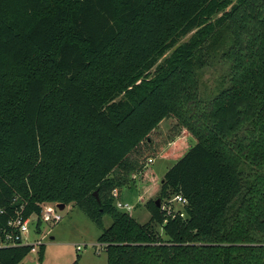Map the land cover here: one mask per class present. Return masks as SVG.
Returning a JSON list of instances; mask_svg holds the SVG:
<instances>
[{"label": "trees", "instance_id": "obj_1", "mask_svg": "<svg viewBox=\"0 0 264 264\" xmlns=\"http://www.w3.org/2000/svg\"><path fill=\"white\" fill-rule=\"evenodd\" d=\"M214 56L226 69L203 93ZM169 117L177 160L160 184L138 170L140 192L159 188L141 223L112 191ZM176 195L184 217L163 208ZM44 202L83 210L107 264H264V0H0V235Z\"/></svg>", "mask_w": 264, "mask_h": 264}, {"label": "rangeland", "instance_id": "obj_2", "mask_svg": "<svg viewBox=\"0 0 264 264\" xmlns=\"http://www.w3.org/2000/svg\"><path fill=\"white\" fill-rule=\"evenodd\" d=\"M190 36L185 37L183 41L187 40ZM206 63V67L201 71V90L203 93L217 88V84L226 69L217 56L213 58L207 57ZM177 132V120L172 117L164 119L153 132L151 144H143L135 154L138 163L135 165L136 171L130 175V182L119 188V199L134 205V208L129 213H132L136 220L141 223H146L150 220V212L143 203L148 198L157 197L159 188H155L157 187L156 183L153 184L154 188L149 189V192H143V189L140 192L142 180L138 170L150 166L159 179L158 184H160L165 173L177 160L175 157L170 158L164 155L172 139L177 137ZM189 139L192 144L196 142L191 135ZM150 157L153 159V162L148 160ZM150 186L152 185L150 184ZM142 195L145 197L144 200L141 199L140 201L139 196ZM173 199L174 197L168 203L164 201L163 208L170 207L173 212L183 209V206ZM61 213L63 219L58 224H42L40 233L48 235L47 239H43V243L46 246L43 258L40 259L37 251H31L22 261V264H72L78 257L80 258L79 264H107L105 247L98 242L101 229L97 227L83 210L74 204L66 205L61 210ZM103 223L106 228L109 227L112 223L111 216L106 214L103 217ZM158 229L160 234L166 239L167 236L163 228L159 227ZM40 233L36 232V220L33 218L28 235L29 241L33 242L42 238L43 234ZM77 244H80L83 249L77 250Z\"/></svg>", "mask_w": 264, "mask_h": 264}, {"label": "built area", "instance_id": "obj_3", "mask_svg": "<svg viewBox=\"0 0 264 264\" xmlns=\"http://www.w3.org/2000/svg\"><path fill=\"white\" fill-rule=\"evenodd\" d=\"M148 160L150 162H153V159L151 157ZM112 195L116 200V205L118 208L126 210L128 212H130V210L134 208L133 204H130L129 202H123L119 199L120 192L117 188L112 191ZM173 200L181 204L183 206V209L177 212H173L172 208L170 207L164 209L167 210L168 214H179L180 216L184 217V206L187 204V199L182 195H176ZM24 207L25 206L23 205L21 206V209L16 213V216L9 222V229L5 230L2 235H0V248L29 244L32 245L31 251L38 252L40 246L44 244L43 239H47L48 235L45 233H40L43 234L42 238L34 240L33 242L29 241L28 235L30 233V224L33 221V218H35L36 224L40 218L42 224L46 223L52 225L58 224L63 219L61 209L58 207V203L55 202L42 203V210L40 215L32 214L26 217L23 212ZM76 249L82 250L83 248L80 244H77Z\"/></svg>", "mask_w": 264, "mask_h": 264}, {"label": "water", "instance_id": "obj_4", "mask_svg": "<svg viewBox=\"0 0 264 264\" xmlns=\"http://www.w3.org/2000/svg\"><path fill=\"white\" fill-rule=\"evenodd\" d=\"M96 196H97V192H95ZM158 205L160 206L161 205V202L160 200H158ZM58 207L62 210L66 207V204L65 203H58Z\"/></svg>", "mask_w": 264, "mask_h": 264}, {"label": "crops", "instance_id": "obj_5", "mask_svg": "<svg viewBox=\"0 0 264 264\" xmlns=\"http://www.w3.org/2000/svg\"><path fill=\"white\" fill-rule=\"evenodd\" d=\"M139 199H140V201H141V199H142V196H139ZM131 215H133L132 213H130ZM52 239H53V237H52Z\"/></svg>", "mask_w": 264, "mask_h": 264}]
</instances>
